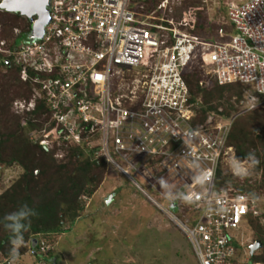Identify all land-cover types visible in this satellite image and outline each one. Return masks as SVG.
<instances>
[{
  "label": "built area",
  "instance_id": "built-area-1",
  "mask_svg": "<svg viewBox=\"0 0 264 264\" xmlns=\"http://www.w3.org/2000/svg\"><path fill=\"white\" fill-rule=\"evenodd\" d=\"M131 2L49 0L42 36L29 31L0 49L33 82L13 109L31 111L42 100L49 114L38 142L104 159L184 235L197 264H248L238 238L261 214L258 201L237 185L217 187L216 176L234 155V119L264 105V0L228 1V27L202 36L192 32L195 14L167 16L169 0L148 12ZM196 64L200 88L240 84L236 110L219 105L198 116L202 100L184 78ZM50 246L38 235L35 253L41 258Z\"/></svg>",
  "mask_w": 264,
  "mask_h": 264
},
{
  "label": "trees",
  "instance_id": "trees-1",
  "mask_svg": "<svg viewBox=\"0 0 264 264\" xmlns=\"http://www.w3.org/2000/svg\"><path fill=\"white\" fill-rule=\"evenodd\" d=\"M161 0H132L131 8L148 12L158 5ZM194 3H187L188 10L196 9ZM185 11V10H183ZM182 13V12H180ZM183 14V13H182ZM180 14L178 18L182 15ZM0 16L11 19L14 24L21 25V34L27 35L30 31V21L27 17L17 12L0 11ZM167 16H174L167 12ZM177 17L175 19H178ZM192 32L202 36L207 31L206 15H201L195 24ZM13 26V25H12ZM220 24L216 25V27ZM12 28V27H11ZM20 34V35H21ZM19 35V36H20ZM16 42V38L14 39ZM5 67L7 65L3 63ZM14 73L8 87L0 88V170L5 166L17 163L23 168V173L13 180L2 193H0V256L10 258V240L12 233L4 228V217L6 214L17 212L23 205L34 209L37 213L32 216L30 226L23 232L24 245L18 250L19 257L28 248L33 255L40 258V253H35V246H32L33 239L37 234L41 236L59 234L63 232L65 223L72 224L79 215L82 203L79 200L83 194L91 195L100 184L102 172L105 169L104 159H93L79 146L52 147L44 149L38 142V132L47 122L49 109L42 100H38L36 107L31 112L18 113L11 112L9 101L15 97L29 98L32 93L33 82L29 79L21 78V70L17 65H10ZM32 75L33 72L29 71ZM194 98H201L202 107L198 111V116L203 118L207 110L216 109L225 103V113L236 110L230 98L232 95L236 99L241 98L242 87L238 83L211 85L200 88L198 81L200 73L194 70L184 75ZM237 101V100H236ZM243 115H238L230 129L227 144L232 145L235 156L240 161H245L254 157L255 173L261 174V181L256 189H264V109L257 107ZM260 112V113H259ZM257 114V115H256ZM33 132L34 137H28V132ZM67 150L65 161L56 163L54 157L58 150ZM216 186L232 185V176L221 168L217 171ZM247 191L254 199L257 193ZM264 218V213H262ZM262 217L249 218V226L254 227L256 236L254 241L264 242V230L259 223ZM27 223V222H25ZM256 227V228H255ZM50 253L42 255L43 261H47ZM252 263L260 262L264 264V247L250 256ZM5 264V263H2Z\"/></svg>",
  "mask_w": 264,
  "mask_h": 264
},
{
  "label": "rangeland",
  "instance_id": "rangeland-1",
  "mask_svg": "<svg viewBox=\"0 0 264 264\" xmlns=\"http://www.w3.org/2000/svg\"><path fill=\"white\" fill-rule=\"evenodd\" d=\"M228 1L231 0H188V3H194L193 7L196 8L190 10L185 7L187 0H169V5L172 7L171 13L174 14L175 18H178L182 13H191V15L195 14L199 20L201 15H206V29L211 31L218 24L227 26L226 3ZM15 27L22 30L20 24H14L11 19L0 16L1 50L12 48V42L16 37L13 30ZM26 36L22 33L16 38L15 43L19 44ZM5 54L0 52L1 87H8L14 76L11 68L7 69L14 63L9 62L7 67L3 65ZM197 67L198 65L195 66L194 70H198L202 74L203 69L200 70ZM233 97L236 96L232 95L230 102L235 106L236 99ZM18 98L22 97H15L12 101ZM12 101H9L11 107L9 113L12 112L17 115L18 112L14 111ZM222 106L225 109V103ZM262 109H264V105ZM249 114L255 113L249 112ZM29 133L31 134L32 131L28 132V137ZM66 151L62 149L56 152L54 157L56 163L65 161ZM254 161V157L240 161L236 158L234 150V155L232 157L230 155L223 161L221 169L232 176L234 179L232 184L252 193H257L256 201H258L261 212L259 216L262 218L259 223L255 219L256 224L254 226L260 224L264 230V218L262 216L264 213V189L260 191L256 189L257 184L262 179L260 172L255 173L253 170ZM22 173L23 168L17 163L1 169L0 193L8 188V185ZM136 181L143 188H148L147 183L142 179ZM99 183L91 195L83 194L80 196L82 208L72 224L65 223L63 232L59 234L42 236L51 245L47 261L43 262L41 258L33 256L27 248L16 258L15 264H197L184 235L171 221L161 215L141 191L131 183L126 182L119 173L108 165H105ZM149 192L155 194L151 189ZM109 196H112V199L107 203ZM255 236L254 227L247 225V229L238 238L245 252V256L242 255V258H248V264H252V262L249 255L250 245L246 240L250 239V244H252ZM5 261L11 264V258L0 256V263Z\"/></svg>",
  "mask_w": 264,
  "mask_h": 264
},
{
  "label": "water",
  "instance_id": "water-1",
  "mask_svg": "<svg viewBox=\"0 0 264 264\" xmlns=\"http://www.w3.org/2000/svg\"><path fill=\"white\" fill-rule=\"evenodd\" d=\"M49 0H1L0 9L5 12H17L28 18L30 21V37L40 38L44 31V26L49 22L48 6ZM9 64L8 62L6 63ZM44 149L47 147L43 146ZM109 196L107 203L111 201ZM36 239H33L32 246H35ZM31 246V247H32ZM264 247V242L254 241L249 247V254L253 255Z\"/></svg>",
  "mask_w": 264,
  "mask_h": 264
},
{
  "label": "clouds",
  "instance_id": "clouds-1",
  "mask_svg": "<svg viewBox=\"0 0 264 264\" xmlns=\"http://www.w3.org/2000/svg\"><path fill=\"white\" fill-rule=\"evenodd\" d=\"M27 35H29V34H27ZM7 62L11 63L13 61H12L10 56L6 55L4 63L6 64ZM12 103H13V101H12ZM33 110H31V111H33ZM31 111H25V112H31ZM36 214L37 213L35 212L34 209L29 208L27 205H23L19 211L13 212V213H9V214L5 215V217H4L5 223H4L3 226H4V228L7 231L12 233V239L10 240V244H11V248H10L11 264H15V260H16V258L18 256V250L25 243L24 242V238H23V232L27 231V229H28V227L30 226V223H31V219L30 218L32 216H35ZM25 222H27V223H25ZM38 235H41V234H37V236ZM37 236L34 239H36Z\"/></svg>",
  "mask_w": 264,
  "mask_h": 264
},
{
  "label": "bare ground",
  "instance_id": "bare-ground-1",
  "mask_svg": "<svg viewBox=\"0 0 264 264\" xmlns=\"http://www.w3.org/2000/svg\"><path fill=\"white\" fill-rule=\"evenodd\" d=\"M240 164V163H239ZM238 167V166H237ZM239 172V171H238Z\"/></svg>",
  "mask_w": 264,
  "mask_h": 264
},
{
  "label": "crops",
  "instance_id": "crops-1",
  "mask_svg": "<svg viewBox=\"0 0 264 264\" xmlns=\"http://www.w3.org/2000/svg\"><path fill=\"white\" fill-rule=\"evenodd\" d=\"M33 255V254H32ZM34 256V255H33Z\"/></svg>",
  "mask_w": 264,
  "mask_h": 264
}]
</instances>
